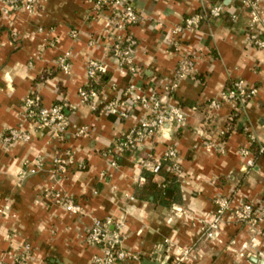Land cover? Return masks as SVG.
<instances>
[{
	"label": "crops",
	"instance_id": "1",
	"mask_svg": "<svg viewBox=\"0 0 264 264\" xmlns=\"http://www.w3.org/2000/svg\"><path fill=\"white\" fill-rule=\"evenodd\" d=\"M97 1L38 0L32 14L4 13L0 6V264H91L101 254L85 242L95 219L118 226L121 248L138 257L118 264H170L175 250L187 247L195 252L192 264H264V222L252 229L226 214L217 230L208 229L217 197L264 208V50L250 40L252 34L264 39V0H130L139 16L126 32L136 43L135 74L110 54L117 33L107 21L119 6L111 0L97 7ZM215 5L222 7L221 18L172 34ZM184 56L193 72L165 96L163 87ZM90 62L106 73L89 79ZM234 81L256 88L255 98L231 120L226 103L211 113L210 102ZM91 84L99 85L96 110L78 96ZM151 95L180 107L184 125L166 126L153 139L112 154L114 144L148 118L137 101ZM28 99L46 108L67 106L62 138L37 129L26 116ZM114 100L126 102L128 118L101 112ZM11 130L28 139L6 144ZM169 148L176 152V176L167 171ZM243 149L252 168L245 167ZM54 159L64 162L62 171ZM155 163L178 185L170 206L141 192L143 173H152ZM152 182L166 186L162 175ZM68 201L81 212H68Z\"/></svg>",
	"mask_w": 264,
	"mask_h": 264
},
{
	"label": "built area",
	"instance_id": "2",
	"mask_svg": "<svg viewBox=\"0 0 264 264\" xmlns=\"http://www.w3.org/2000/svg\"><path fill=\"white\" fill-rule=\"evenodd\" d=\"M111 0H98L96 6L104 3H109ZM251 1L246 0L244 3L248 4ZM38 0H0L1 11L4 13L22 11L27 14H32L37 8ZM113 4L119 6L120 10H110V15L107 21V28L114 29L117 35L114 37V42L111 45L110 54L116 61L118 66L130 74H135L137 67L134 64V52L136 48L135 41L126 32L129 27L138 24L139 16L135 9L132 7L130 0H113ZM254 7V4H252ZM223 14L220 5L213 6L207 14H196L192 17L186 18L182 28L172 30V34H178L183 29L193 28L200 23L208 20L209 18L218 19ZM232 19H235L233 17ZM256 16L253 17L255 21ZM250 40L253 45L261 50H264V39L259 34H252ZM61 68L63 71L68 70V66L62 62ZM193 72V62L188 57H182L178 62L175 77L163 87L165 96H172L178 87V83L189 77ZM106 70L104 66L90 62L87 68V75L89 79H94L97 76L104 75ZM133 87L127 91V97L133 93ZM257 95L256 88H248L242 81H234L233 87L230 91L223 93L219 101H211L209 104L211 113L217 111L221 103H226L231 108L230 120L233 116L239 115L245 106L251 102ZM78 96L83 103L91 105L93 110L97 109L95 101L99 97L93 88H82L78 92ZM140 106L148 111V118L142 121L137 126L131 128L122 138L114 144L111 150L112 154H120L135 148L137 145L144 141L151 140L160 133L166 126L169 127H182L185 123V114L183 110L162 100L157 95H151L147 98H140L137 101ZM67 108L65 104H55L49 108L43 107L38 100L28 99L25 103L26 116L34 117L36 127L39 131L44 129L52 130L54 136L58 139L62 138L67 127V116L64 110ZM129 106L123 100H114L106 104L101 112L106 115H116L121 119L128 118ZM229 132L224 130L221 132L223 137ZM28 136L17 130H11L8 136L4 139L6 144H11L15 141H26ZM217 147V146H216ZM219 153L222 152L218 146ZM240 154L245 159V167L252 168L254 162L248 159V150H241ZM176 152L174 149L169 148L164 154V159L169 161L167 169L173 175L179 173V164L176 162ZM53 164L59 166L62 171L64 162L54 159ZM112 166H116L115 161L111 162ZM160 170V164L155 163L150 171L157 173ZM216 206L215 217L208 229L212 232L218 229V224L221 218L228 214L232 222L243 224L249 228H255L264 222V208L256 206L249 202H240L238 205H231L227 197H217L214 200ZM64 208L72 213L78 214L81 212L79 205L73 204L68 201L65 202ZM208 237H211V232H208ZM85 242L93 247L100 248L101 254L92 258L91 264H118L120 262L138 261V257L134 254L124 251L121 248L122 234L118 226L114 225L111 220H98L95 219L90 226V229L85 237ZM170 264H192L195 260V252L192 247L175 250V254L170 258ZM16 264H23V261H18Z\"/></svg>",
	"mask_w": 264,
	"mask_h": 264
},
{
	"label": "trees",
	"instance_id": "3",
	"mask_svg": "<svg viewBox=\"0 0 264 264\" xmlns=\"http://www.w3.org/2000/svg\"><path fill=\"white\" fill-rule=\"evenodd\" d=\"M89 88H93L97 93H99V85L91 84L88 86ZM233 87V82H231L228 87L224 90V93L230 91ZM87 88V87H86ZM59 104V103H58ZM68 109L66 108L63 112L64 114L68 117ZM30 119L35 120L34 117H29ZM256 153H259V150H256ZM162 175L164 177V182H166L165 187L157 186L152 182L153 180V175ZM149 173V172H144V179H145V185L144 188H142V194H145L147 196H152L153 200L155 202H158L160 205H171L175 203L179 197V189L178 185L175 181L174 178H169L167 173H164L161 168L157 173Z\"/></svg>",
	"mask_w": 264,
	"mask_h": 264
},
{
	"label": "water",
	"instance_id": "4",
	"mask_svg": "<svg viewBox=\"0 0 264 264\" xmlns=\"http://www.w3.org/2000/svg\"><path fill=\"white\" fill-rule=\"evenodd\" d=\"M144 264H159L157 261L153 260L151 262L145 261Z\"/></svg>",
	"mask_w": 264,
	"mask_h": 264
}]
</instances>
